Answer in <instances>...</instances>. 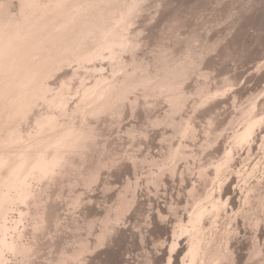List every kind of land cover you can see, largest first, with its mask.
I'll list each match as a JSON object with an SVG mask.
<instances>
[{
    "label": "rangeland",
    "instance_id": "rangeland-1",
    "mask_svg": "<svg viewBox=\"0 0 264 264\" xmlns=\"http://www.w3.org/2000/svg\"><path fill=\"white\" fill-rule=\"evenodd\" d=\"M0 1V10L4 6V13L0 11V30H2L0 61L5 60L7 56H4L8 54V58L3 61L5 66L0 62L3 70L0 68L2 84H0V117L2 118H0V149L4 147L3 163L0 161L2 163L0 190H7L11 195L3 191L8 196L7 198L3 195L2 199L6 197L3 207H6L8 213L4 215L6 211L0 209V221L4 217V221H1L4 230L0 227L3 230L0 231V236L3 238L5 236L2 234L6 235L7 240L4 238L6 242L16 238L15 244L19 243L18 247L16 245L12 250V246L0 241V245L3 244L0 246V264H196L201 258L197 259L202 253L199 251L206 244L205 248L208 250L203 246L202 251L207 255L210 253L211 257H208L209 254L206 257V261H209H202V264H210V261L217 263L221 251L225 252V249V257L223 254L218 260L219 263L222 259L219 264H264V0H114L113 3H110L111 0H105L106 2L85 0L87 4L84 0H80L82 4L85 2L84 6L79 0L78 3L77 0ZM28 1L29 5H27ZM61 3L67 6L70 3V7L75 11L64 5L62 6L66 9L62 8ZM72 4H79V7L81 5L87 9L81 7L79 12L78 6ZM38 5L44 10L39 9ZM101 8H104V11H101ZM123 9L127 10V13L126 11L123 13ZM98 10L101 16L97 13ZM109 10L114 13L118 10L121 14L117 16V12L110 15ZM45 12L49 13L46 15ZM13 13L14 16L16 15V24ZM24 14L28 15L27 19ZM6 15L13 17L7 21ZM29 15H32L33 20H30L32 18H29ZM22 16H24L22 19L27 20L26 22L29 19L30 24L38 22L37 17L47 18L43 20H46L49 26L45 25L47 29L41 28L43 21L39 20L42 31L35 29L33 35L38 46H31L29 43L30 46L21 50L25 51L22 55L25 53L28 55L25 54L23 57L17 52L21 57L18 56L19 60H16L15 54H12L14 51L12 48L16 44L12 43L16 42V39L12 35L18 33V30L22 31L23 35L28 30L29 24L23 21L27 25L25 26L21 20H18ZM93 16L96 19L100 18L99 25ZM113 16L116 18L114 19ZM112 18L115 21L112 22ZM51 20H55L59 27L63 24L61 26L63 30ZM121 20L122 24L123 20L126 21L124 29ZM70 22L73 24L71 25ZM64 23L67 24L66 30ZM113 23L117 25L115 28ZM50 25L54 28L50 29ZM111 25L113 31L117 27L122 28L119 32L118 30L111 32ZM98 26L101 30L96 31ZM102 27L106 28H103L106 30L104 34H108L106 37L113 40L110 41L111 43L102 34ZM44 28L48 30V35L51 33L49 39L47 34H44L46 31L43 32ZM78 28L81 32L83 28L82 34ZM108 28L111 30L109 31ZM89 31L96 36L98 34L99 40L92 38L95 35L91 36L90 32V38L98 42L95 43L97 46L91 44ZM52 33L58 37L56 38ZM114 33L118 35V37L116 35L118 39H112L115 38ZM32 34L33 31L29 30L26 36L29 35L30 38L27 39H30L31 43L34 42L31 40ZM99 34L103 36L100 37ZM10 35L12 37H9ZM52 37L56 39L53 40ZM102 37L106 38L111 46L107 48L111 50L110 52L106 48L103 49L108 44L103 46L106 41L103 43ZM124 38H127V44ZM85 39L86 45L83 44ZM118 40L124 42L121 44ZM58 41H61L59 46ZM49 42L54 43L51 46L55 47V50L52 51ZM99 42L103 43V48L100 47ZM80 44L82 49L84 48L82 52L88 48L87 51L91 53L94 51L95 57L87 59L85 51L87 58L85 56L83 59L88 61L76 59L74 55L84 54L81 53L82 49L78 52ZM128 44L130 46H127ZM94 47H99L98 52L105 53L100 55ZM75 51L79 54H74ZM30 52L33 54H29ZM1 53L5 54L2 56ZM91 53L88 55L92 56ZM48 58L50 60L53 58L52 64L50 60V63L47 61ZM54 58L58 59L54 62ZM15 60L17 63H14ZM46 61L47 66H45ZM78 61H80L79 66ZM22 63L25 65L23 66ZM24 68H27L26 72ZM19 71H23L22 75H18ZM101 75L114 79L112 83L109 80L110 85L115 83L117 86L114 85L116 87L113 86L112 89L107 85L108 78L104 80ZM95 78L97 82L104 80L101 83L106 82L103 84L105 87L101 83L100 85L95 83ZM2 82H5L6 86ZM63 82L67 84L63 86ZM87 84H92L90 91L91 87ZM93 85L96 86V90ZM84 87L88 90L83 94L81 91L85 90ZM100 87L102 92L99 90ZM106 88L111 90L106 91ZM20 92L24 96H20L23 95ZM87 92L92 95H87L89 94ZM98 93L103 95L97 97L98 100L100 99L99 102L95 98ZM59 94L60 97L65 94L64 98L58 97ZM82 96L83 100L79 101ZM91 96L97 103H93L94 98ZM104 96L107 98L104 99ZM102 98L105 102L101 101ZM86 99L87 101L84 102ZM107 99H110V103L106 101ZM65 100H67L66 104ZM78 101L81 102L79 105L82 107L78 106V103L75 104ZM89 101L91 107L87 105ZM98 103H103L102 108ZM93 104L97 105L96 109ZM104 104L111 109H106ZM60 105H63L64 109H61ZM104 108L106 112L103 111ZM99 109H102L100 113H98ZM93 111H98V114L92 113ZM44 117L48 120V125ZM40 121H44V125H41ZM56 123L57 127L54 125ZM2 126L5 128L2 129ZM40 129L43 131H39ZM59 131L62 133L60 134ZM68 131L75 132L73 135H68ZM85 133L87 136L92 133L89 139ZM65 137L69 141L72 138L75 142L78 137L80 143L78 141L76 144L71 141H66L68 144L64 143L62 141L67 140L64 139ZM82 137L86 141L83 142ZM58 142L64 144L67 150L64 149V145L59 150L57 145L61 143ZM71 144L76 145V148ZM55 148L58 150L56 151ZM55 153L57 157L61 156L58 158L61 162L58 160L59 163L56 164L57 160L53 159ZM6 154L9 159L4 157L7 156ZM39 157L41 158L38 159ZM41 159L43 163L46 159L47 164L51 162L49 164L51 172L49 169L45 171L43 164L39 163ZM34 160L38 164L34 163ZM19 163L21 167L18 166ZM32 163L33 168H31ZM14 168L18 174L21 168V175L17 174V178L24 177L26 181L24 184L23 182L19 184L26 186L29 182L27 185L30 193L32 192L31 195L29 191L26 195L29 190L27 186V188L24 186L26 188L24 190L21 186L14 185V182L17 184L18 181L13 177L16 173L13 176L8 174L13 177L12 181L6 176ZM26 172L30 176H27ZM41 172L46 174L42 176ZM4 177L9 179L6 180ZM4 180L6 183L14 184L7 186L5 182L2 183ZM12 186L14 189L10 190ZM15 188H18V191ZM21 193H24L25 198ZM2 211L4 213L1 217ZM211 230L218 232L215 234L216 237ZM208 233L212 236L207 235ZM205 238L206 243H204ZM212 238L216 239L213 243ZM212 244L217 246L213 247ZM219 245L225 249L221 250ZM22 246H26L23 247L25 252L17 250L23 249ZM209 248H214L216 251L213 252ZM212 254L218 258L213 259ZM200 256L203 257V254Z\"/></svg>",
    "mask_w": 264,
    "mask_h": 264
},
{
    "label": "bare ground",
    "instance_id": "bare-ground-1",
    "mask_svg": "<svg viewBox=\"0 0 264 264\" xmlns=\"http://www.w3.org/2000/svg\"><path fill=\"white\" fill-rule=\"evenodd\" d=\"M20 1H21V0H20ZM22 1H23V0H22ZM29 1H30V0H29ZM29 1H28V4H27V5H29ZM32 1L34 2V0H31L30 2H32ZM48 1H49V0H48ZM79 1H80V0H79ZM84 1H85V0H84ZM99 1H102V0H99ZM104 1H105V0H104ZM104 1H103V2H104ZM108 1H110V0H108ZM113 1H114V0H111L110 3H111V2L113 3ZM0 2H1V1H0ZM24 2H25V1H24ZM35 2H36V1H35ZM45 2H46V1H45ZM57 2H58V0H57ZM85 2H86V1H85ZM85 2H84V3H85ZM93 2H95V1H93ZM105 2H106V1H105ZM105 2H104V4L107 5ZM122 2H125V1H122ZM130 2H131V1H130ZM40 3H41V2H40ZM47 3H48V2H47ZM47 3H46V5H49V4H47ZM67 3H68V2H67ZM77 3H78V0H77ZM80 3H81V1H80ZM80 3H79V4H80ZM84 3H83V4H84ZM96 3H98V2L96 1ZM101 3H102V2H101ZM107 3H108V2H107ZM131 3H132V2H131ZM20 4H21V3H20ZM30 4H31V3H30ZM44 4H45V3H43L42 6H44ZM57 4H58V3H57ZM64 4H65V3H61L60 6H62V5H64ZM79 4H78V5H79ZM83 4L81 3V5H83ZM86 4H87V2H86ZM90 4H91V2H90ZM93 4H94V3H93ZM93 4H92V5H93ZM108 4H109V3H108ZM123 4H125V3H123ZM0 5H1V4H0ZM2 5H3V4H2ZM4 5H5V4H4ZM27 5H26V6H27ZM72 5L75 6L76 4H72ZM78 5H76L75 7H77ZM81 5H80V7L78 6V8H77L78 11H79V8L81 9V7H83L85 4H84L83 6H81ZM92 5H91V7L94 6V5H93V6H92ZM98 5H99V4H98ZM100 5H102V4H100ZM109 5H110V4H109ZM120 5H121V4H120ZM128 5H129V4H128ZM130 5H131V4H130ZM130 5H129V6H130ZM42 6H41V7H42ZM65 6H67V4L64 5V7H65ZM70 6H71V5H70V3H69V5H68L67 7H69L70 9H73V7H70ZM88 6H89V5H88ZM107 6H108V5H107ZM124 6H125V5H124ZM126 6H127V5H126ZM126 6H125V7H126ZM132 6H133V4H132ZM132 6H131V7H132ZM27 7H28V6H27ZM27 7H26V9H27ZM48 7H50V6H48ZM64 7L62 6V8H64ZM89 7H90V6H89ZM120 7L122 8V5H121ZM125 7H124V8H125ZM3 8H4V6H3ZM3 8L0 10V11H2V13H4V12H3ZM6 8H8V7H6ZM19 8H20V7H19ZM35 8H37V6H35ZM38 8H39V5H38ZM44 8H45V7H44ZM69 8H67V9L69 10ZM83 8H84V9H87V8H85V7H83ZM97 8H99V7H97ZM104 8H107V7H104ZM104 8H103V9L101 8V9H102L101 11H104ZM114 8H115V7H114ZM117 8H118V7H117ZM117 8H116V9H117ZM129 8H130V7H129ZM28 9H29V7H28ZM39 9H41V8H39ZM45 9H46V8H45ZM64 9H66V8H64ZM75 9H76V8H75ZM84 9H83V10H84ZM90 9H92V8H90ZM108 9H109V8H108ZM110 9H111V8H110ZM130 9H131V8H130ZM130 9H129V11H130ZM132 9H133V7H132ZM132 9H131V10H132ZM37 10H38V9H37ZM41 10H44V9H41ZM73 10H74V9H73ZM88 10H89V9H88ZM94 10H95V9H94ZM106 10H107V9H106ZM127 10H128V8H127ZM127 10H124V9H123L122 11H123V13L126 11V13H127ZM4 11H5V10H4ZM6 11H7V10H6ZM6 11H5V12H6ZM46 11H47V9H46ZM53 11H54V10H53ZM74 11H75V10H74ZM76 11H77V10H76ZM80 11H81V10H80ZM80 11H79V12H80ZM95 11H96V10H95ZM10 12H12V11H10ZM19 12H20V11H19ZM19 12H18V13H19ZM39 12H40V10H39ZM41 12H43V11H41ZM62 12H63V14H66V13H64V11H62ZM62 12H61V13H62ZM71 12H72V11H71ZM109 12H110V15H111V14L114 15V14H116L117 12H118L117 16H119V15L121 14L118 10H117L116 13H114V11H110V10H109ZM112 12H113V13H112ZM6 13H8V12H6ZM28 13H29V10H28ZM28 13H27V14H28ZM48 13H49V12H48ZM48 13L45 12L46 15H47ZM51 13L54 14V12H51ZM51 13H50L49 15H51ZM55 13H56V10H55ZM73 13H74V12H73ZM76 13H77V12H76ZM83 13H84V12H83ZM88 13H89V12H88ZM97 13L100 14L101 12L98 10ZM97 13H96V14H97ZM119 13H120V14H119ZM126 13H125V14H126ZM10 14H11V13H10ZM25 14H26V12H25ZM25 14H24V15H25ZM45 14H44V15H45ZM67 14H69V13H67ZM74 14H75V13H74ZM94 14H95V13H94ZM107 14H108V13H107ZM128 14H129V13H128ZM12 15L14 16V13H13ZM60 15H61V14H60ZM60 15H59V17H60ZM84 15H85V14H84ZM105 15H106V14H105ZM110 15H109V16H110ZM126 15H127V14H126ZM126 15H125V16H126ZM6 16H7V15H6ZM13 16H12V17H13ZM15 16H16V15H15ZM15 16H14V18H15V22H14V23L16 24V17H15ZM26 16H27V18H28V15H25V18H26ZM31 16H32V15H31ZM31 16L29 15V18H32ZM64 16H65V15H64ZM68 16H69V15H68ZM82 16H83V15H82ZM97 16H98V15H97ZM100 16H101V14H100ZM115 16H116V15H115ZM115 16H113V18H114ZM117 16H116V17H117ZM121 16H122V18L124 17L123 15H121ZM121 16H120V18H121ZM12 17H11V16H7V18H6V17H5V18H6L7 21H8V20L10 21L9 18H12ZM23 17H24V16L19 17L18 20H19V21L21 20L22 23L24 24V22L27 21V20H26L27 18H26V19H22ZM61 17H62V15H61ZM65 17H66V16H65ZM65 17H64V18H65ZM76 17H77V16H76ZM86 17H87V16H86ZM93 17L95 18L94 20H96V22H97V24H98V21H99L100 18L98 17L99 19H96L95 16H93ZM93 17H92L91 19H93ZM103 17H104V16H103ZM111 17H112V16H111ZM116 17H115V18H116ZM127 17H129V16L127 15ZM127 17H125V18H127ZM14 18H13V19H14ZM64 18H63V21H64ZM66 18H67V17H66ZM70 18H71V17H70ZM80 18H81V17H80ZM82 18H83V17H82ZM105 18H106V17H105ZM113 18H112V19H113ZM115 18H114V19H115ZM0 19H1V18H0ZM37 19H38V22H35V23H33V24H30L31 21H29V19H28V22H26V23H29L28 26L26 25V23L24 24L25 26H27V29H28V30H27L25 33H23V35L21 34L22 31L20 32L19 30H18V33H16V34L14 33L15 35H14V34L12 35V36L16 39V40L14 39L16 42L13 41V43H12V44L16 43V44H14V45H15L14 48H12V50L16 51V52L13 51V53H12V54H15V57H14V55H13L12 57L16 58V60L19 58V57H18V56H20L19 54L22 55V53H23V51H24V50L21 51L22 48H23V47H28V46H30L29 43L31 44V46H38V44L35 43V39H33V35H35V34H34V33H35L34 30H35V29H36V30H37V29H38V30L40 29V31H42L41 28L45 27V25H47L48 22L46 21L47 18H44V17H43V18H42V17H37ZM43 19H46V20H43ZM60 19H61V18H60ZM60 19H59V22H61ZM67 19H68V18H67ZM72 19H73V16H72L71 20H72ZM114 19L112 20V22L115 21ZM117 19H118V18H117ZM123 19H124V18H123ZM127 19H128V18H127ZM127 19H125V20H127ZM25 20H26V21H25ZM30 20H33V18L30 19ZM39 20L43 21V22H42L43 26L39 24V23H40ZM77 20H79V18H77ZM94 20H93V21H94ZM23 21H24V22H23ZM53 21L55 22V20H51L52 23H53ZM72 21H73V20H72ZM72 21H71V22H72ZM91 21H92V20H91ZM101 21H102V17H101ZM107 21H108V20H107ZM59 22H58V23H59ZM65 22H66V20H65ZM71 22H70V23H71ZM83 22H84V21H83ZM89 22H90V18H89ZM89 22H88V23H89ZM94 22H95V21H94ZM94 22H93V23H94ZM120 22H121V26H123V29H124V27H125L124 24H125L126 21L123 20V22H124L123 24H122V20H121ZM0 23H1V21H0ZM17 23H18V21H17ZM86 23H87V22H86ZM88 23H87V24H88ZM105 23H106V22H105ZM107 23H108V22H107ZM5 24H6V23H5ZM15 24H14V26H15ZM18 24H19V23H18ZM23 24H22V25H23ZM53 24H56V22L53 23ZM60 24H62V23H60ZM67 24H69V22H67ZM67 24L65 25V23H64V26H66V28H65L64 30L67 29ZM72 24H73V23H71V25H72ZM84 24H85V22H84ZM100 24H102V23L100 22ZM103 24H104V23H103ZM10 25H11V22H10ZM29 25H30V26H29ZM51 25H52V24H51ZM51 25H50V27H49L50 29H51V27H52ZM56 25L58 26V24H56ZM56 25H54V26H56ZM77 25H79V24L77 23ZM77 25H76V27H77ZM94 25H95V24H94ZM98 25H99V24H98ZM113 25H114V23H113ZM115 25H116V23H115ZM115 25H114V28L117 26V25H116V26H115ZM2 26H3V25H2ZM25 26H23V27H25ZM40 26H42V27L40 28ZM47 26H49V25H47ZM47 26H46V27H47ZM61 26H63V24H62ZM61 26H60V27L58 26V27H59V28H62ZM82 26H83V24H82ZM82 26H81V27H82ZM102 26H105V25H102ZM107 26H109V23L107 24ZM0 27H1V26H0ZM6 27H7V26H6ZM15 27L17 28V26H15ZM20 27H21V25H20ZM46 27H45V28H46ZM74 27H75V26H74ZM76 27H75V28H76ZM84 27H85V26H83V28H84ZM88 27H89V25H88ZM92 27L94 28V26H92ZM95 27H96V25H95ZM98 27H99V28H98ZM98 27H97L98 29L96 28V31H97V30H101V29H100V26H98ZM111 27H112V25H111ZM12 28H13V27H12ZM12 28H11V29H12ZM45 28L43 29V32H44ZM49 28H48V29H49ZM52 28H54V27H52ZM59 28H57V29H59ZM69 28H70V27H69ZM69 28H68V30L70 31ZM83 28L81 29L82 32H83ZM86 28H87V27H86ZM89 28H90V27H89ZM103 28H105V27H102V30H103ZM121 28H122V27H119V28L117 27V29L113 31V27H112V31H111V32H116L117 30H118V32H119V29L121 30ZM14 29H15V28H14ZM24 29H26V28H24ZM46 29H47V28H46ZM55 29H56V28H55ZM78 29H79V28H78ZM87 29H88V28H87ZM94 29H95V28H94ZM94 29H93V30H94ZM105 29H106V28H105ZM105 29H104V30H105ZM29 30H30V32H31V30L33 31V34H32V38H31V40L34 41V42H32V43L30 42V39H27V38L29 37V35H28V37H26L27 34H29ZM62 30H63V28H62ZM104 30H103V33H102V31H101L102 34L105 33ZM108 30L110 31L111 28H108ZM0 31H2V30H0ZM45 31H46V32H45L44 34L46 35L47 32H48V30H45ZM49 31L51 32V30H49ZM55 31H57V30H55ZM84 31H85V29H84ZM87 31H88V30H87ZM91 31H92V28H91ZM91 31L88 32V33H89V35H88V36H89V39L92 41V43H91L92 45L97 46V44H95V43H98V42H97V41L95 42L94 40H92V38L95 37V38L97 39L98 34H97V36H96L94 33L92 34ZM105 31H106V30H105ZM109 31H107V33H108ZM8 32H9V31H8ZM50 32H49V33H50ZM66 32H67V31H66ZM79 32L82 34V32L80 31V29H79ZM79 32H78V33H79ZM90 32H91V36H93V35H95V36H93L92 38H90V37H91V36H90ZM93 32H95V31H93ZM122 32H124V31H122ZM122 32H121V34H122ZM36 33H37V31H36ZM53 33H54V32H53ZM53 33H52V34H53ZM95 33H96V32H95ZM98 33H99V32H98ZM1 34H2V33H1ZM5 34H6V33H5ZM10 34H11V32H10ZM37 34H38V33H37ZM57 34H60V33H57ZM65 34H66V33H65ZM102 34H101V35L99 34V36H100V37L103 36ZM109 34H110V33H109ZM2 35H3V34H2ZM50 35H51V33H50ZM50 35L47 34L48 39H49V36H50ZM53 35H54V34H53ZM53 35H52V36H53ZM60 35H61V36L63 35L62 32H61ZM60 35H59V36H60ZM66 35H67V34H66ZM68 35H69V34H68ZM78 35H79V34H78ZM84 35H85V34H84ZM84 35H83V36H84ZM86 35H87V34H86ZM86 35H85V36H86ZM106 35H108V34H106ZM106 35L104 34V37H106ZM110 35H111V34H110ZM114 35H115V33L113 34V36H114ZM116 35H117V34H116ZM116 35H115V38H114L113 36H111V38L113 37L112 39H116V38L118 37V35H117V37H116ZM124 35H125V34H123V37H124ZM5 36L7 37V34H6ZM12 36L10 35L9 37H12ZM30 36H31V35H30ZM47 36H46V37H47ZM54 36H55V37H56V36L58 37V35H54ZM88 36H87V37H88ZM120 36H122V35H120ZM9 37H8V40H9ZM39 37H40V36H39ZM46 37H45V38H46ZM50 37H51V36H50ZM57 37H56V38H57ZM104 37H102L101 39H104V40H102L103 43H104L105 41H106V42H105L104 44L101 43V42H99V43L101 44L100 47H102V44H103V46H104L106 43L108 44V46H105L104 48L102 47V48L105 50V48L107 49L108 47H111V46H109V43H111L110 41H113V40H109V39H108L109 37H106V38L108 39V41H109V43H108V41L105 40L106 38H104ZM126 37H127V36H126ZM4 38H5V37H4ZM25 38H26L27 41H28V40H29V41L26 42ZM29 38H30V37H29ZM56 38H55V39H56ZM82 38H83V37H82ZM85 38H86V37H85ZM111 38H110V39H111ZM119 38H120V37H119ZM0 39H1V38H0ZM2 39H3V38H2ZM43 39H44V38H43ZM46 39H47V38H46ZM52 39H53V37H52ZM55 39H53V40H55ZM73 39H74V38H73ZM78 39H79V38H78ZM99 39H100V38H98L97 40H99ZM117 39H118V38H117ZM121 39H123V38H121ZM124 39H125V38H124ZM10 40H11V39H10ZM50 40H51V38H50ZM58 40H60V38H58ZM74 40H75V39H74ZM119 40H120V39H119ZM119 40H118V42L121 43V44H122V42H124L123 40H121V42H120ZM6 41H7V40H6ZM11 41H12V40H11ZM11 41H10V43H11ZM43 41H44V40H43ZM62 41H63V40H62ZM78 41H79V40H78ZM82 41H83V40H82ZM82 41H80V43H81ZM126 41H127V38L125 39V43H126ZM0 42H1V41H0ZM39 42H40V41H39ZM41 42H42V41H41ZM51 42H52V41H51ZM83 42H84L83 44H85V42H87V40L85 39ZM93 42H94V43H93ZM114 42H115V41H114ZM60 43H61V41H60V42L58 41L57 45L59 46ZM73 43H74V41H73ZM78 43H79V42H78ZM125 43H124V44H125ZM130 43H131V42H130ZM42 44H43V43H42ZM47 44H48V43H47ZM47 44H45V45H47ZM64 44H65V43H64ZM87 44H88V43H87ZM112 44H113V43H112ZM116 44H117V43H116ZM126 44H127V43H126ZM39 45H40V44H39ZM48 45L51 46V45H54V43L50 44V42H49ZM65 45H66V44H65ZM67 45H69V44H67ZM85 45H86V44H85ZM85 45H83V46L86 47ZM113 45H114V44H113ZM50 46H47V48L50 47ZM58 46H56V47H58ZM77 46H78V45H77ZM81 46H82L81 44H80V47L78 46V48H79V51H78V52H80V49H82ZM89 46H90V45H89ZM89 46H88V47H89ZM98 46H99V45H98ZM127 46H130V44H128ZM3 47H6V48H7V46H3ZM40 47H41V46H40ZM119 47H120V46H119ZM131 47H132V45H131ZM1 48H2V46H1ZM10 48H11V47H10ZM33 48H34V47H33ZM50 48H52V51L55 50V49H54L55 47L53 48V46H51ZM58 48H59V47H58ZM60 48H62V47L60 46ZM68 48H69V47H68ZM94 48H95V47H94ZM98 48H99V47L95 48V51H96V49H97L96 52H97V53H100V52H98V51L100 50V49H98ZM102 48H101V50H102ZM113 48H114V47H113ZM113 48H112V49H113ZM115 48H116V47H115ZM115 48H114V49H115ZM121 48H122V47H121ZM121 48H120V49H121ZM124 48H125V47H124ZM2 49H3V48H2ZM8 49H9V48H8ZM40 49H41V48H40ZM65 49H67V48H65ZM65 49H64V50H65ZM87 49H88V48H87ZM87 49L85 50L86 52H85V51H84V52L87 54L88 58H87L86 54H85L84 52H82V51L84 50V48L81 50V53H84L83 56H82V54L80 55L81 57H80L79 55H74L75 58L78 59V60L81 58V60H82V59L85 58V56H86L87 59H89L90 57L93 59V56H94L93 52H94V51H92V53H91V51L89 52V51H87ZM109 49H110V48H109ZM0 50H1V49H0ZM37 50H38V49H37ZM57 50H58V49H57ZM73 50H74V49H73ZM75 50H76V49H75ZM77 50H78V49H77ZM89 50H91V49H89ZM104 50H102V51H104ZM121 50H122V49H121ZM2 51H3V50H2ZM4 51H5V50H4ZM20 51H21V53H20ZM28 51H29V50H28ZM33 51H34V50H33ZM33 51H31V52H33ZM59 51H60V50H59ZM102 51H101V52H102ZM107 51H109V50L107 49ZM110 51H111V50H110ZM110 51H109V52H110ZM112 51L115 52V51H119V50H112ZM8 52H9V51H7V53H8ZM10 52H11V51H10ZM17 52H19V54H18ZM24 52H25V51H24ZM31 52H30L29 54H33V53H34V52L31 53ZM45 52H47V51L45 50ZM45 52H44V53H45ZM75 52H76V53H74V54H79L77 51H75ZM96 52H95V53H96ZM114 52H113V53H114ZM2 53H3V52H2ZM2 53H1V54H2ZM5 53H6V51H5ZM5 53H4V54H5ZM48 53H49V52H48ZM51 53H52V52H51ZM54 53H55V52H54ZM59 53H61V52H59ZM62 53H63V52H62ZM88 53H89V54L91 53V54H93V55L90 56V55H88ZM102 53H105V52H102ZM102 53H100V55H101ZM4 54H2V56H3ZM16 54H18V55L16 56ZM25 54H26V53H25ZM25 54L22 55V56L24 57ZM39 54H40V53H39ZM57 54H58V53H57ZM57 54H56V55H57ZM71 54H72V53H71ZM116 54H118V53L116 52ZM26 55H28V54H26ZM48 55L50 56V54H48ZM52 55H53V53H52ZM52 55H51V57H52ZM61 55L63 56V54H61ZM97 55H98V54H97ZM111 55H112V53H111ZM113 55H115V53H114ZM6 56H7V58H8V54H5L4 57H6ZM46 56H47V55H46ZM49 56H48V57H49ZM54 56H55V55H53V57H54ZM57 56H58V55H57ZM68 56H69V55H68ZM76 56H79V57L77 58ZM115 56H116V55H115ZM10 57H11V56H10ZM20 57H21V56H20ZM30 57H31V56H30ZM37 57H38V56H37ZM69 57H70V56H69ZM94 57H95V56H94ZM97 57H98V56H97ZM97 57H96V59L99 58V57H98V58H97ZM112 57H113V56H112ZM1 58H2V57H1ZM7 58H6V59H7ZM27 58L29 59V56H27ZM39 58H40V57H39ZM61 58H62V57H61ZM61 58H60V59H61ZM6 59H5V60H6ZM10 59H13V58H10ZM22 59H23V58H22ZM36 59H37V58H36ZM51 59L53 60V58H51ZM55 59H58V58H54V62H55ZM60 59H59V60H60ZM87 59H85V60L88 61ZM94 59H95V58H94ZM96 59H95V60H96ZM5 60H2V61H0V62L4 65L3 61H5ZM13 60H14V59H13ZM16 60L14 61V63L16 62ZM18 60H19V59H18ZM38 60H39V59H38ZM43 60H46V58H43ZM43 60H42V61H43ZM49 60H50V59L48 58L47 61L49 62ZM52 60H50V62H51ZM66 60H67V59H66ZM81 60H80V61H81ZM83 60H84V59H83ZM85 60H84V61H85ZM11 61H12V60H11ZM23 61H24V60H23ZM35 61H36V60H35ZM47 61H46V62H47ZM63 61H65V60H63ZM68 61H69V58H68ZM68 61H67V62H68ZM72 61H73V60H72ZM80 61H78V63L76 62V63L78 64V66H79V62H80ZM84 61H82V63H83ZM92 61H93V60H92ZM19 62H20V61H19ZM21 62H22V61H21ZM21 62H20V63H21ZM28 62H29V61H28ZM48 62L46 63L45 66H47ZM50 62H49V63H50ZM73 62H75V60H74ZM90 62H91V59H90ZM10 63H12V62H10ZM16 63H17V62H16ZM20 63H19V65H20ZM36 63L38 64V62H36ZM41 63H43V62H41ZM44 63H45V61H44ZM44 63H43V64H44ZM70 63H71V62H70ZM70 63H69V64H70ZM85 63H86V62H85ZM2 64H1V65H2ZM22 64H23V66L25 65L24 63H22ZM51 64H52V62H51ZM62 64H64V63L62 62ZM87 64H88V62H87ZM90 64H92V63H90ZM9 65H10V64H9ZM11 65H12V64H11ZM16 65H17V64H16ZM40 65H41V64H40ZM80 65L83 66L84 64H80ZM119 65H120V64H119ZM4 66H5V65H4ZM4 66H3V67H4ZM12 66H13V65H12ZM28 66H29V65H28ZM48 66H49V65H48ZM60 66H61V65H60ZM60 66H59V67H60ZM62 66H63V65H62ZM84 66H85V65H84ZM93 66H94V65H93ZM6 67H7V69H8V64H7ZM10 67H11V66H10ZM17 67H18V65H17ZM26 67H27V66H26ZM33 67H34V66H33ZM35 67H37V66H35ZM59 67H58V68H59ZM0 68H1V66H0ZM4 68H5V67H4ZM4 68H3V69H4ZM18 68H20V66H19ZM47 68H48V67H47ZM51 68H52V67H51ZM95 68H96V67H95ZM11 69H12V68H11ZM15 69H16V67L14 68V70H15ZM25 69L27 70V68H24V71H25ZM49 69H50V68H49ZM1 70H2V68H1ZM5 70H6V69H5ZM12 70H13V69H12ZM14 70H13V71H14ZM18 70H19V69H18ZM18 70H16V71H18ZM36 70H37V69H36ZM42 70H43V69H42ZM44 70H45V69H44ZM2 71H3V70H2ZM7 71H8V70H7ZM9 71H11V70L9 69ZM16 71H15V73H16ZM29 71H30V68H29ZM45 71H47V70H45ZM21 72H23V71H21ZM21 72H20V71H19V73L17 72L18 75H20V74L22 75ZM25 72H26V71H25ZM39 72H40V71H39ZM52 72H53V70H52ZM0 73H1V71H0ZM11 73H12V72H11ZM36 73H37V71H36ZM42 73H43V72H42ZM7 74L9 75V72H8ZM24 74H25V73H24ZM47 74H49V73H47ZM3 75H4V74H3ZM11 75H12V74H11ZM13 75H14V72H13ZM16 75H17V74H16ZM9 76H10V75H9ZM34 76H35V74H34ZM40 76H41V75H40ZM42 76H43V75H42ZM45 76H46V75H45ZM101 76H102V75H101ZM130 76H131V75H130ZM5 77H6V76H5ZM15 77L17 78V76H15ZM35 77H36V76H35ZM102 77L104 78V80H105L106 78H108V77H105V76H102ZM11 78H12V77H11ZM13 78H14V76H13ZM46 78H47V77H46ZM97 78H98V77H97ZM100 78H101V77H100ZM100 78H99V79H100ZM2 79H4V78H2ZM2 79H1V81H3ZM27 79H28V78H27ZM42 79H43V78H42ZM101 79H102V78H101ZM101 79H100V80H101ZM112 79H113V78H112ZM126 79H127V78H126ZM129 79H130V78H129ZM129 79H128V80H129ZM131 79H132V78H131ZM144 79H145V78H144ZM4 80L7 81L6 79H4ZM10 80H12V79H10ZM45 80H47V79H45ZM104 80H101V81H104ZM109 80H111V79H109V78L107 79V82H109V84L107 83V85H110V81H109ZM113 80H114V79H113ZM113 80H111V83H112ZM95 81H96L95 83H97L98 85H100L99 83H101V81L97 82L98 80H96V78H95ZM125 81H126V80H125ZM132 81H133V79H132ZM9 82H10V81H9ZM9 82H7V83H9ZM15 82H16V80H15ZM29 82H31V81H29ZM38 82H39V81H38ZM64 82H65V81H64ZM64 82H63V86H65V85L67 84V83H64ZM127 82H128V81H127ZM2 83H4V85H5V82H2ZM11 83H12V82H11ZM25 83H26V81H25ZM42 83H43V82H42ZM46 83H47V81H46ZM46 83H45V84H46ZM113 83H114V82H113ZM116 83L118 84V82H116ZM122 83H123V81H122ZM173 83H174V82H173ZM0 84H1V82H0ZM13 84H14V83H13ZM64 84H65V85H64ZM101 84H102V83H101ZM103 84H106V82L103 83ZM103 84H102V85H103ZM1 85H2V84H1ZM1 85H0V86H1ZM4 85H3V86H4ZM7 85H8V84H7ZM20 85H21V84H20ZM82 85H83V84H82ZM87 85H88V84H87ZM90 85H92V84H90ZM90 85H88V86H90ZM102 85H101V87H102ZM107 85H106V86H107ZM114 85H116V84L114 83ZM114 85H113V84L110 85V86L112 87V89H114V88H113ZM124 85H125V84H124ZM128 85H129V84H128ZM174 85H175V84H174ZM5 86H6V85H5ZM5 86H4V87H5ZM12 86H16V85H12ZM30 86H31V85H30ZM63 86H62V87H63ZM93 86H94V85H93ZM110 86H109V87H110ZM116 86H117V85H116ZM116 86H114V87H116ZM125 86H126V85H125ZM7 87H8V86H7ZM16 87H17V86H16ZM35 87H36V86H35ZM42 87H43V86H42ZM90 87H91V88H89V91H90V89H92V86H90ZM94 87H95V90H96V86H94ZM101 87H100L99 90H101V92H102V89H103V87H105V86L103 85L102 89H101ZM109 87H108V88H109ZM5 88H6V87H5ZM9 88H10V87H9ZM9 88H8V89H9ZM13 88H14V87H13ZM17 88H18V87H17ZM20 88H21V87H20ZM29 88H30V87H29ZM29 88H28L27 90H29ZM31 88H32V86H31ZM81 88H83V86H82ZM85 88H86V87H84V89H85ZM108 88H106L105 90L107 91ZM2 89H3V88H2ZM33 89H34V88H33ZM38 89H39V88H38ZM48 89H49V88H48ZM84 89H83V90H84ZM115 89H116V88H115ZM126 89H127V88H126ZM126 89H125V90H126ZM6 90H7V88H6ZM9 90H10V89H9ZM17 90H18V89H17ZM23 90H25V89H23ZM27 90H26V91H27ZM39 90H40V89H39ZM63 90H64V89L62 88V91H63ZM86 90H88V88L85 89L84 91H81V92H83V94H84V92H85ZM97 90H98V89H97ZM99 90H98V92H99ZM103 90H104V89H103ZM110 90H111V88H110ZM110 90L108 89V91H110ZM4 91H5V89H4ZM7 91H8V90H7ZM10 91H12V90H10ZM14 91L16 92L15 89H14ZM60 91H61V89H60ZM91 91H92V90H91ZM123 91H124V90H123ZM5 92H6V91H5ZM8 92H9V91H8ZM47 92H48V91H47ZM101 92H100V93H101ZM111 92H112V91H111ZM118 92H119V91H118ZM124 92H125V91H124ZM124 92H123V93H124ZM0 93H1V91H0ZM20 93L23 94L22 92H20ZM25 93H26V92H25ZM27 93H28V92H27ZM27 93H26V94H27ZM44 93H45V91H44ZM87 93H89V94H87V95H90V94L92 95V93H90V92H87ZM100 93H98L97 96L95 95L96 100H98V98H99L100 96H103V95H99ZM103 93H104V91H103ZM103 93H101V94H103ZM29 94H30V93H29ZM29 94H28V97H29ZM57 94H58V93H57ZM60 94H61V93H60ZM60 94H59V96H58V95H57V96L60 97V96H61ZM62 94H63V93H62ZM94 94H96V93H94ZM107 94H108V93H107ZM2 95H3V94H2ZM10 95H12V94H10ZM34 95H36V93H34ZM55 95H56V93H55ZM64 95H65V94H64ZM64 95H63V97H60V98H64ZM105 95H106V92H105ZM120 95H121V94H120ZM0 96H1V95H0ZM20 96H24V94H23V95H20ZM98 96H99V97H98ZM8 97H9V96H7V98H8ZM25 97H26V96H25ZM25 97H24V98H25ZM28 97H27V98H28ZM85 97H86V96H85ZM91 97H93V96H91ZM97 97H98V98H97ZM109 97H110V96H108V98H109ZM114 97H115V95H114ZM4 98H5V97H4ZM4 98H3V100H4ZM34 98H35V97H34ZM46 98H47V97H46ZM81 98H83V96L79 98V99H80L79 101L83 100V99H81ZM93 98H94V97H93ZM95 98L93 99V103H97V102H99L100 99H99L97 102H96V101L94 102ZM103 98L105 99V98H107V96H106V97L104 96ZM103 98L101 99V101H104ZM110 98H111V97H110ZM112 98H113V97H112ZM53 99L55 100L56 98L54 97ZM53 99H52V100H53ZM65 99H66V98H65ZM84 99H85V98H84ZM87 99H88V97H87ZM87 99L84 100V102L87 101ZM116 99H118V96H117V95H116ZM116 99L114 98V101H115ZM0 100H1V99H0ZM23 100H24V99H23ZM48 100H50V99L48 98ZM109 100H110V99H109ZM109 100L107 99L106 101L109 102ZM112 100H113V99H112ZM58 101H59V102H61V101L63 102L64 100H61V101L58 100ZM66 101H67V100H65V104L67 103ZM79 101H78V102H75V104L78 103V106L81 105V102H79ZM114 101H113V102H114ZM2 102H3V101H2ZM8 102H9V101H8ZM15 102H16V101H15ZM25 102H26V101H25ZM51 102H52V101H51ZM55 102H56V101H55ZM59 102H58V103H59ZM84 102H82V103H84ZM90 102H91V101H89L88 104H87V103H85V104L89 105ZM104 102H105V101H104ZM111 102H112V101H111ZM21 103H22V102H21ZM79 103H80V105H79ZM109 103H110V102H109ZM2 104H3V103H2ZM15 104H16V103H14V105H15ZM54 104H55V103H54ZM56 104H57V103H56ZM62 104H63V103H62ZM65 104H64V105H65ZM85 104H84V105H85ZM98 104H100V103H98ZM102 104H103V103H102ZM102 104H100V105H101V108H102ZM111 104H112V103H111ZM111 104H110V106H111ZM20 105H21V104H20ZM23 105H24V104H23ZM76 105H77V104H76ZM94 105H95V104H93V106H94ZM100 105H98V106H100ZM113 105H114V104H113ZM4 106H5V105H4ZM12 106H13V105H12ZM58 106H59V105H58ZM60 106H61V105H60ZM89 106H90V105H89ZM104 106L106 107L105 104H104ZM104 106H103V107H104ZM108 106H109V105H108ZM6 107H7V106H6ZM9 107H10V105L8 106V108H9ZM61 107H62L61 109H64V108H63V107H64L63 105H62ZM76 107H77V106H76ZM80 107H82V106H80ZM80 107H79V108H80ZM83 107H84V106H83ZM85 107H87V106L85 105ZM90 107H91V106H90ZM96 107H97V105H95L94 109H96ZM112 107H113V106H112ZM114 107H115V105H114ZM114 107H113V108H114ZM18 108H19V106H18ZM77 108H78V107H77ZM99 108H100V107H99ZM4 109H5V108L3 107V110H4ZM13 109H14V108H13ZM13 109H12V110H13ZM87 109L90 110V108H87ZM97 109H98V108H97ZM106 109H108V108L106 107ZM106 109L104 108L103 111L106 112V111H105ZM109 109H111V108L109 107ZM109 109H108V110H109ZM17 110H18V109H17ZM19 110H20V109H19ZM19 110H18V111H19ZM25 110H26V108H25ZM80 110H81L82 112H85V111L82 110V109H80ZM85 110H86V109H85ZM92 110H93V109L91 108L90 111H92ZM101 110H102V109H101ZM101 110L99 109V112H98V111H95V112L93 111L92 113H96V114H98V113H100ZM5 111H6V110H5ZM97 112H98V113H97ZM9 113H10V111H9ZM15 113H16V112H15ZM89 113H91V112H89ZM12 115H13V114H12ZM15 115H16V114H15ZM15 115H14V116H15ZM17 115H18V114H17ZM7 116H8V114H7ZM10 117H11V116H10ZM0 118H1V117H0ZM6 118H7V117H6ZM6 118H5V119H6ZM51 118H52V117H50V119H51ZM1 119H2V118H1ZM19 119H20V118H19ZM45 119H46V118L44 117V120H45ZM50 119H49V122H50ZM6 120H7V119H6ZM9 120H10V119H9ZM16 120H17V119H15V121H16ZM41 120H42V119H41ZM55 120H56V119H55ZM55 120H54V123H55ZM0 121H1V120H0ZM47 121H48V120H45V123H46V124H47ZM7 122H8V121H7ZM13 122H14V121H13ZM13 122H12V124H13ZM40 122H41V121H40ZM43 122H44V121H43ZM43 122H41V125H44ZM5 123H6V122H5ZM16 123H17V121H16ZM42 123H43V124H42ZM2 124H3V122H1V125H2ZM46 124H45V125H46ZM82 124H83V123H82ZM9 125H10V124H9ZM19 125H20V123H19ZM38 125L41 127L40 124H38ZM47 125H48V124H47ZM54 125H56V127H57V123L54 124ZM65 125H66V124H65ZM67 125H68V124H67ZM69 125H70V124H69ZM72 125H73V124H72ZM87 125H89V124H87ZM87 125H84V126L86 127ZM12 126H13V125H12ZM12 126H11V127H12ZM52 126H53V124H52ZM79 126H80V125H79ZM79 126H78V127H79ZM82 126H83V125H82ZM3 127H4V126H2V129H3ZM6 127H9V126H6ZM44 127H45V126H44ZM54 127H55V126H54ZM73 127H74V126H73ZM189 127H190V126H189ZM0 128H1V127H0ZM4 128H5V127H4ZM16 128H18V126H17ZM49 128H51V127H49ZM74 128H76V127H74ZM71 129H73V128L71 127ZM76 129H77V128H76ZM89 129H90V128H89ZM186 129H187V128H186ZM186 129H185V130H186ZM10 130H12V129H10ZM14 130H15V129H14ZM20 130H21V129H20ZM51 130H53V129H51ZM54 130H55V128H54ZM61 130H63V129H61ZM65 130H67V129H65ZM2 131H3V130H2ZM18 131H19V130H18ZM39 131H43V130L40 129ZM69 131H72V130H69ZM69 131H68V135H70V134L73 135V132H75V131H73L72 133H70ZM77 131L79 132V130H77ZM77 131H76V133H78ZM5 132H7V131H5ZM55 132H56V131H55ZM57 132H58V130H57ZM93 132H94V131H93ZM186 132H188V131H186ZM9 133H11V132L9 131ZM14 133H15V132H14ZM59 133L61 134L62 132L59 131ZM59 133H58V134H59ZM66 133H67V131H66ZM76 133H74V134L76 135ZM83 133H84V132H83ZM4 134H5V133H4ZM18 134H19V133H18ZM18 134H17V135H18ZM80 134H82L81 131H80ZM91 134H92V133H90L89 136H90ZM1 135H2V133H1ZM8 135H9V134H8ZM11 135H12V133H11ZM11 135H10V136H11ZM17 135H16V136H17ZM37 135H38V134H37ZM37 135H35V136H37ZM47 135H48V134H47ZM55 135H56V134H55ZM85 135L87 136L86 133H85ZM4 136H5V135H4ZM6 136H7V135H6ZM25 136H26V135H25ZM61 136H62V135H61ZM66 136H67V134H66ZM77 136L80 137V135H78V134H77ZM82 136H84V134H83ZM89 136H87L88 138H87V137H86V138L89 139V138H90ZM14 137H15V136H14ZM40 137H41V136H40ZM40 137H39V138H40ZM67 137H68V136H67ZM67 137H65L64 139H66ZM69 137H70V136H69ZM78 137H76V138H77L78 140H80L81 137H80V139H79ZM92 137H93V136H92ZM0 138H1V136H0ZM2 138H3V137H2ZM27 138H28V136H27ZM39 138H36V139L38 140ZM42 138H43V137H42ZM52 138H53V136H52ZM62 138H63V137H62ZM73 138H74V136H73ZM82 138H83V137H82ZM8 139H9V137H8ZM21 139H22V138H21ZM32 139H33V137H32ZM36 139H35V140H36ZM57 139H58V138H57ZM60 139H61V138H60ZM60 139H59L58 141H60ZM64 139H61V140H64ZM69 139H70V138H69ZM83 139H84L83 142L86 141L85 138H83ZM24 140H25V139H24ZM24 140H23V141H24ZM75 140H76V139H75ZM78 140H76V142H77ZM40 141H41V140H40ZM54 141H55V140H54ZM66 141H69L68 138H67V140L62 141V142L68 144V142H66ZM70 141L73 142L74 144H76L75 141H72V138H71ZM70 141H69V142H70ZM2 142H3V140H2ZM12 142H13V141H12ZM12 142H11V143H12ZM17 142H18V141H17ZM35 142H36V141H35ZM78 142L80 143V141H78ZM0 143H1V141H0ZM23 143H24V142H23ZM48 143H49V142H48ZM58 143H61V142H58ZM3 144H5V143L3 142ZM8 144H9V143H8ZM54 144H55V143H54ZM54 144H52L53 147L55 146ZM67 144H66V145H67ZM77 144H78V143H77ZM1 145H2V144H1ZM5 145H6V144H5ZM20 145H21V144H20ZM20 145H19V146H20ZM40 145H41V144H40ZM56 145H57V143H56ZM62 145H64V144L61 143V145H59V144L57 145V146H59V147H58L59 150H60V148H61ZM71 145H73V144H71ZM15 146H16V145H15ZM21 146H22V145H21ZM38 146H39V144H38ZM57 146H55V147L57 148ZM69 146H70V145H69ZM75 146H76V145H75ZM75 146L73 145V147H75ZM23 147H25V146H23ZM49 147H51V146L49 145ZM49 147H48V148H49ZM3 148H4V147H2L0 150H2ZM8 148H9V147H8ZM13 148H14V147H13ZM16 148H17V147H16ZM21 148H22V147H21ZM29 148H30V147H29ZM36 148H37V147H36ZM41 148H42V147H41ZM41 148H38V149H41ZM44 148H45V147H44ZM44 148H43V149H44ZM56 148H55V150H56ZM75 148H76V147H75ZM9 149H10V148H9ZM14 149H15V148H14ZM45 149H47V148H45ZM61 149H62V148H61ZM64 149L67 150L66 147H65V145H64ZM33 150H35V149H33ZM49 150H50V149H49ZM57 150H58V149H57ZM57 150H56V151H57ZM73 150H74V148H73ZM7 151H8V150H7ZM10 151H11V149H10ZM15 151H16V150H15ZM17 151H19V150H17ZM35 151H37V150H35ZM43 151H44V150H43ZM43 151H42V153H44ZM46 151H47V150H46ZM52 151H53V148H52ZM56 151H54V152H56ZM54 152H53V153H54ZM0 153H1V152H0ZM30 153H31V151H30ZM37 153H38V152H37ZM50 153H51V152H50ZM61 153H62V152H61ZM64 153H65V152H64ZM66 153H67V152H66ZM7 154H10V153H7ZM7 154H6V155H7ZM14 154H15V153H14ZM16 154H17V153H16ZM21 154H22V153H21ZM40 154H41V152H40ZM44 154H45V153H44ZM57 154H58V153H57ZM62 154H63V153H62ZM67 154H68V153H67ZM4 155H5V154H4ZM23 155H24V154H23ZM27 155H28V154H27ZM34 155H35V154H34ZM41 155H43V154H41ZM41 155H40V156H41ZM47 155H48V153H47ZM47 155H46V156H47ZM59 155H60V154H59ZM12 156H13V155H12ZM18 156H19V155H18ZM21 156H22V155H21ZM32 156H33V155H32ZM32 156H31V157H32ZM37 156H38V155H37ZM44 156H45V155H44ZM44 156H42V158H44ZM55 156H56L57 159L55 158ZM57 156H58V155H56V153H55V154H53V157H54V158L52 157L55 161L57 160V161L55 162V164L58 162V160H59L58 158H61V156H59V157H57ZM67 156H69V155H67ZM2 157H3V150H2V156H0V161H1V162H2V159H3ZM4 157H8V155H7V156H4ZM47 157H48V156H47ZM62 157H64V154H63ZM17 158H18V157H17ZM34 158H35L36 161H37V158H36V157H34ZM40 158H41V157H39L38 159H40ZM49 158H51V157H49ZM8 159H9V157H8ZM25 159H26V158H25ZM53 159H51V160L54 162ZM4 160H5V159H4ZM4 160H3V161H4ZM43 160H45V158H44ZM43 160L41 159V161H39V160H38V161H39V163L41 162V164H43V166H44V168H45V171H46V169H47V170L49 169V171H50V166H49V164H50L51 162L49 161L50 163L47 164V163H46V162H47V159H46V162H45V163L42 162ZM60 160H61V159H60ZM60 160H59V162H61ZM5 161H7V158H6ZM24 161H25V160H24ZM26 161H27V160H26ZM36 161L34 160V163H35ZM1 162H0V168H1V165H2V163H3V162H2V163H1ZM16 162H17V161H16ZM59 162H58V163H59ZM5 163H7V162H4V164H5ZM9 163H10V162H9ZM25 163H26V162H25ZM30 163H31V162H30ZM36 163H37V162H36ZM4 164H3V165H4ZM10 164H11V163H10ZM37 164H38V163H37ZM37 164H36V166H37ZM41 164H40V165H41ZM55 164H54V166H55ZM23 165H24V163L22 162V170H23ZM4 166H5V165H4ZM18 166L21 167V166H20V163L18 164ZM18 166H17V167H18ZM48 166H49V167H48ZM51 166H52V165H51ZM14 167H15V166H14ZM33 167H34V166H33V163H32V167H31V168H33ZM40 167H42V166H40ZM57 167H58V166H57ZM6 168H7V167H6ZM12 168H13V167H12ZM37 168H38V167H37ZM44 168H43V169H44ZM52 168H53V166H52ZM52 168H51V169H52ZM2 169H3V167H2ZM28 169L31 171L30 168H28ZM4 170H5V168H4ZM9 170H10V169H9ZM9 170H8V171H9ZM15 170H16V169L14 168L13 170H11V172H9V173H7V175H6V174H5V175H6V176H9V177H10V175L13 176V174L16 173ZM18 170H19V169H18ZM37 170H39V169H37ZM52 170H53V169H52ZM0 171H1V170H0ZM6 171H7V170H6ZM30 171H29V172H30ZM33 171H34V170H33ZM43 171H44V170H43ZM45 171H44V172H45ZM18 172H20V174L16 173V174H15L16 176L14 175L13 177H16V178H17V177H18L17 174H18L19 176L21 175V168H20V170H19ZM22 172H23V171H22ZM29 172H28V173H29ZM31 172H32V171H31ZM35 172H37V171H35ZM38 172H39V171H38ZM50 172H51V171H50ZM33 173H34V172H33ZM41 173H43V172H41ZM41 173H39L40 176H41ZM8 174H10V175H8ZM26 174H27V172H26ZM29 174H30V173H29ZM44 174H46V173H43L42 176H43ZM47 174H48V173H47ZM23 175H24V174H23ZM31 175H32V174H31ZM33 175H34V174H33ZM0 176H2V175H0ZM3 176H4V175H3ZM24 176H26V175H24ZM27 176H30V175L27 174ZM9 177H8V178H7V177H4V178H6V180H7V179H9ZM13 177H12V178H13ZM38 177H39V176H38ZM10 178H11V177H10ZM12 178H11V181H12ZM16 178H15V179H16ZM20 178H22V179L17 178V179H18L17 184H16V182H14V181H16L15 179H13V180H14L13 182H14L15 184L12 183V182H11V183H10V182L6 183L5 180L2 181V183L5 182V183L7 184V186L14 184V185H16L17 187L21 186V188H24L25 185L23 186L22 184H19V183H22V182H23V184H24V182H25L26 180L24 179V177H20ZM1 179H2V178H1ZM23 180H24V181H23ZM27 183H29V182H27ZM27 183H26V186L28 187ZM3 184H4V183H3ZM18 184H19V185H18ZM14 185H13V186H14ZM1 186H2V185H1ZM7 186H6V188H7ZM13 186L10 187V190H11V188L14 189ZM16 186H15V187H16ZM22 186H23V187H22ZM26 186H25V187H26ZM27 187H26V188H27ZM26 188H24V190H26ZM28 188H29V187H28ZM7 189H8V188H7ZM13 189H12V190H13ZM15 189H16V188H15ZM8 190H9V189H8ZM16 190L18 191V188H17ZM20 190H21V189H20ZM22 190H23V189H22ZM31 190H32V188H31ZM0 191H1V190H0ZM3 191L8 192V194L10 195L9 191L4 190V189H3ZM3 191H1V192H2V197L0 196V197H1V198H0V209L3 208V211H6V210H5L6 207H5V208L3 207V206H4L3 201L6 200V197H5L4 200H2V199L4 198V196H7V193H6V192H3ZM28 191H29V193H30V188H29V190H27L26 195H27ZM21 192H23V191H21ZM3 193H4V194H3ZM19 193H20V192H19ZM31 193H32V192H31ZM31 193H30V195H31ZM13 194H14V193H13ZM16 194H17V193H16ZM21 194H22V196H23L24 193H21ZM21 194H20V195H21ZM3 195H4V196H3ZM10 196H11V195H10ZM22 196H20V197L22 198ZM14 197H15V196H14ZM16 197H17V196H16ZM18 197H19V196H18ZM23 197H24V196H23ZM7 198H8V196H7ZM24 198H25V197H24ZM14 199H15V198H13V200H14ZM22 199H23V198H22ZM7 200H8V199H7ZM9 202H11V201H9ZM20 202H21V201H20ZM6 203H7V202H6ZM14 203H15V202H14ZM7 205H8V204H7ZM7 209H8V208H7ZM1 210H2V209H1ZM3 211H2V213H1V217H2V215H3V213H4ZM0 212H1V211H0ZM7 213H8V212L6 211V213H4V215L7 214ZM20 213H21V211H20ZM21 214H22V213H21ZM2 218L4 219V217H2ZM6 218H7V217H6ZM3 219H2V220H3ZM2 220H1V221H2ZM1 221H0V227L3 225V224H1ZM3 221H4V220H3ZM7 224H8V222H7ZM5 227H6V226H5ZM1 228H2V227H1ZM1 228H0V231L4 228V225H3V228H2V229H1ZM7 228H8V226H7ZM3 230H4V229H3ZM3 230H2V232H3ZM5 230H7V229H5ZM213 230H214V229H213ZM211 231H212V230H211ZM214 231H216V230H214ZM214 231H212L214 235H215L216 233H218V232H214ZM217 231H218V230H217ZM212 232H211V234H212ZM0 234H1V233H0ZM5 234H6V232H5ZM211 234L208 233L207 235H211ZM213 234H212V235H213ZM2 235L5 236V237L2 238V237L0 236V241H2L4 244H8V246L10 245V247L12 246L13 249H12V248H11V249L14 250V248H15L16 245H17V244H15V241H16L17 239L15 238V239H16V240H15V239H13V238L11 237L12 240H11L10 242H6V241L4 240V238H6V240H7V236L4 235V234H2ZM212 235H211V236H212ZM214 235H213V237H214ZM14 236H15V235H14ZM18 236H19V235H18ZM211 236H210V237H211ZM207 237H208V236H207ZM215 237H216V235H215ZM215 237H214V238H215ZM9 238H10V237H9ZM18 238H19V237H18ZM208 238H209V237H208ZM214 238H212V239H214ZM1 239H3L4 241L1 240ZM13 240H14V241H13ZM19 240H20V239H19ZM209 240H211V239L209 238ZM215 240H216V239H214V241L212 240V243L215 242ZM20 241H21V240H20ZM21 242H22V241H21ZM206 242H207V240H206V238H205V242H204V243H206ZM17 243H18V242H17ZM82 243H83V242H82ZM82 243H81V245H82ZM216 243L218 244L217 241H216ZM21 244H22V243H21ZM208 244H209V243H208ZM219 244H220V243H219ZM1 245H3V244L1 243ZM1 245H0V246H1ZM18 245H19V243H18ZM18 245H17V247H18ZM206 245H207V244H206ZM206 245H205V246H206ZM212 245H213V244H212ZM221 245H222V244H221ZM27 246H28V245H27ZM82 246H83V245H82ZM203 246H204V245H203ZM203 246H202V248L200 249L201 251H199V252H202V253H200V255L203 254V257H204V255H206V256L204 257V259H203V257L200 256V255L197 256V259H199V258L201 257V258H200L201 261L198 260V262H196V264H200V263L202 264V261H206V257L210 254V253H208V255H207V254H205V252L203 253V251H202ZM205 246H204V249H207V248H205ZM209 246L211 247V245H209ZM214 246H217V245H213V247H214ZM10 247H9V249H10ZM19 247H20V246H19ZM23 247H26V246H22V248H23ZM29 247H30V246H29ZM206 247H207V246H206ZM219 247H220L221 250H222V249H225L223 246L221 247V246L219 245ZM2 248H3V246H2ZM2 248H1V249H2ZM4 248H5V247H4ZM20 248H21V247H20ZM20 248H19V249L16 248V249H17V250H24V248H23V249H20ZM83 248H84V247H83ZM6 249H7V248H6ZM6 249H5V250H6ZM29 249H30V248H29ZM209 249H212L211 251H213V252L216 251V250H214V248H209ZM26 250H27V249H26ZM207 250H208V249H207ZM15 251H16V250H15ZM29 251H30V250H29ZM75 251H76V250H75ZM1 252H3V250H1ZM23 252H25V250H24ZM27 252H28V251H27ZM221 252H222V254L219 253V254H220V255H219L220 258H222V255L226 252V249H225V252H223V251H221ZM82 253H83V252H82ZM1 254H2V253H1ZM75 254H76V253H75ZM213 254H214V253H213ZM213 254H212V255H213ZM216 254H218V252H217ZM71 255H72V254H71ZM78 256H79V255H78ZM223 256L225 257V254H224ZM208 257H211V254H210V256H208ZM224 257H223V259H224ZM212 258L216 260V258H218V256H216V255L214 256V255H213ZM212 258H211V259H212ZM220 258H219V259H220ZM202 259H203V260H202ZM209 259H210V258H209ZM211 259H210V260H211ZM213 259H212V261H213ZM219 259H217V261H216L217 263H218V260H219ZM63 260H64V259H63ZM63 260H62V261H63ZM215 260H214V262H215ZM199 261H200V263H199ZM208 261H209V260H207L206 262H208ZM220 261L222 262V259H221ZM220 261H219V263H220ZM211 263H212V262L210 261V264H211ZM217 263H215V264H217ZM219 263H218V264H219ZM205 264H206V263H205ZM212 264H214V263H212Z\"/></svg>",
    "mask_w": 264,
    "mask_h": 264
}]
</instances>
